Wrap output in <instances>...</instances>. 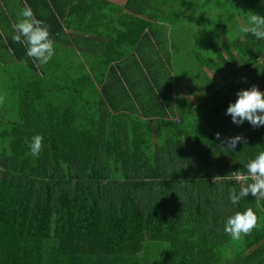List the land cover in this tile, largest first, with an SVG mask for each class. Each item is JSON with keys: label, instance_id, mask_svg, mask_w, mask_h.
Masks as SVG:
<instances>
[{"label": "trees", "instance_id": "1", "mask_svg": "<svg viewBox=\"0 0 264 264\" xmlns=\"http://www.w3.org/2000/svg\"><path fill=\"white\" fill-rule=\"evenodd\" d=\"M95 1L103 10L94 15L107 17L110 2ZM124 1L118 37L93 55L62 49L38 65L13 35L1 42L21 67H0V264H264V201L233 204L241 184L214 183L247 174L264 151V126L226 115L238 91L264 92V39L240 31L248 12L264 17V0ZM198 21L203 46L182 64L176 55L189 35L180 25ZM154 24L169 26L168 49ZM182 67L200 85L186 90L197 104L178 88ZM35 135L38 157L27 143ZM236 136L247 142L221 149ZM248 208L258 226L232 240L226 221Z\"/></svg>", "mask_w": 264, "mask_h": 264}, {"label": "clouds", "instance_id": "2", "mask_svg": "<svg viewBox=\"0 0 264 264\" xmlns=\"http://www.w3.org/2000/svg\"><path fill=\"white\" fill-rule=\"evenodd\" d=\"M18 16L21 18L13 25L14 35L12 39L16 43H22L27 48V55L38 65L47 64L54 55V43L50 39L48 27L42 21L35 19L30 7L20 10ZM247 23L241 26L240 31L244 34H251L256 39H264V17L253 12L246 14ZM23 38V39H22ZM237 100L227 108L226 115H229L232 122L242 125L247 121L253 128L264 126V92L253 86L249 90H242L236 93ZM220 139V134H216ZM27 142V141H26ZM246 138L236 136L225 138L221 141V149L226 152H235L237 144L246 143ZM28 147L33 157H38L43 145V137L35 135L32 137ZM65 167H67L65 165ZM247 174L240 171L214 177V183L219 180L235 181L241 184L238 194L234 191L230 195L233 204L239 203L241 198L251 195L257 201H264V151L259 152L255 159L246 164ZM258 226V217L252 208L244 212H236L226 221L224 231L232 240H240L248 236Z\"/></svg>", "mask_w": 264, "mask_h": 264}, {"label": "crops", "instance_id": "3", "mask_svg": "<svg viewBox=\"0 0 264 264\" xmlns=\"http://www.w3.org/2000/svg\"><path fill=\"white\" fill-rule=\"evenodd\" d=\"M90 0H0V67L3 70H12L14 66H20L21 64H16L17 62L13 58V52L10 50H6L2 47L4 45L1 42L6 41V39L10 35H14L13 25L21 19L18 16V13L21 9L25 7H30L33 11L35 8L36 12L39 16L47 17L50 25V39L54 43V53L55 55L59 54L61 50H66L68 54H78L80 55L81 51L86 52L89 55H93L95 52H98V48L94 49V46H102L101 41H104L107 37L115 36L118 37V33L113 29L117 27V23L120 20L119 13L114 14L117 5H124V0H107L109 6L104 9V13L108 14L107 17H98L94 15L93 10H103L101 3L92 0V5H89ZM127 13H131L129 10H126ZM34 14V12H33ZM35 19H38L35 17ZM62 16H65V19H62ZM56 17L59 19L60 23L63 25L62 37L61 33H53V29L56 28L54 24H56ZM58 21V20H57ZM118 21L117 23H115ZM80 24L84 26V30L81 28H76V24ZM155 34L161 36V39L165 43L166 48L168 49V45L166 44L169 39L167 24H154ZM83 30V31H81ZM86 31V32H84ZM116 32V33H115ZM90 33V34H89ZM164 33H166L164 35ZM164 35V36H163ZM59 37V38H58ZM94 37L100 41V44L95 45ZM61 38L65 40H61ZM67 41V42H64ZM71 41V42H68ZM164 46V45H163ZM147 51L152 54L151 47L146 46ZM150 47V48H149ZM94 49V50H93ZM165 49V47H164ZM166 51V49H165ZM94 52V53H93ZM156 59L159 60V57L156 56ZM7 61H6V60ZM10 60V61H9ZM133 59H129V62ZM164 62L166 68H171V65L168 61ZM165 68L157 63L156 68ZM14 69V68H13ZM127 73L131 74L135 67H127ZM164 73V70H162ZM186 83V82H184ZM132 86H137V82L135 79L132 80ZM181 91V95L184 98H187L189 92L184 89H181V84L178 87ZM188 94H187V93ZM193 98L197 99L195 95L190 94ZM174 97V96H173ZM192 102V101H191ZM198 100L196 101L197 104ZM193 103V102H192Z\"/></svg>", "mask_w": 264, "mask_h": 264}, {"label": "rangeland", "instance_id": "4", "mask_svg": "<svg viewBox=\"0 0 264 264\" xmlns=\"http://www.w3.org/2000/svg\"><path fill=\"white\" fill-rule=\"evenodd\" d=\"M189 24L190 25H188V24L183 22L180 25V28H182V30L185 31V35H189L188 42L184 46L181 47V50H180L179 54L176 55V59L179 60L180 63H182V64L184 62H186V60L191 59L192 51H193V48L195 47V45L197 46L196 49H198L200 47V45L203 46V42H201V41L204 39V36H205L204 32L207 29L204 26V24L202 22H199V21H198V23L196 25H194L195 23L192 24V25H194V29L192 28L191 23H189ZM187 26H188L189 30L187 29ZM182 35L183 34H181V36ZM194 39H197V40L194 42ZM211 41H212V39H211ZM173 61H174V59H173ZM196 64H197V61L195 62V64H193L195 66V68L197 67ZM181 69L183 71H185L184 67H182ZM183 74L185 75V78H187V81H186V83H184L183 81L180 82L181 83V87H182L181 89H184V91H185L187 89H190L191 87L194 88V86H195V91L196 92L198 91L196 88H199V90H200V85H198V81L196 79H193V77L192 78H188L189 77V73H187L186 71L183 72ZM176 78H181V77L176 76ZM174 82H175L174 83V88H177L178 80H176V81L174 80ZM187 98L190 99L193 102V104H196L197 99L193 98L190 94H188Z\"/></svg>", "mask_w": 264, "mask_h": 264}]
</instances>
